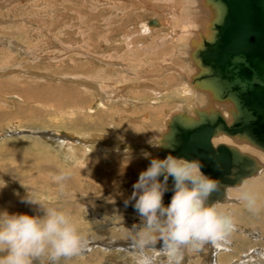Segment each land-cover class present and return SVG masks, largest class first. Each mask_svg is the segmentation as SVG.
<instances>
[{
	"label": "rangeland",
	"instance_id": "374dc122",
	"mask_svg": "<svg viewBox=\"0 0 264 264\" xmlns=\"http://www.w3.org/2000/svg\"><path fill=\"white\" fill-rule=\"evenodd\" d=\"M25 1L0 0V185L4 182V185L0 187V210H7L10 213L43 215L45 207L58 206L61 210L71 212L79 221L81 229L88 235L90 244L81 255L62 260L60 264H132L130 255L117 251V246L122 245L120 241L126 246L128 236L132 235L134 228L142 227L137 223L139 227H135L136 224L129 222L131 212L128 211L134 209L135 203L128 199L130 189L125 184L130 177L126 178L125 175L133 176V174L131 171L123 172L120 177L123 179L121 183L125 186L123 188L121 186L115 188V186L105 195L104 192L107 189L104 188H109L110 185L104 183L101 187L100 182L98 184L99 178L98 181L93 178L96 182L92 181V177L87 176L89 171L86 170L88 169L84 166L94 164L93 167L99 166L103 169L105 167L102 166L108 163L114 166L117 160L112 158L107 163L103 161L107 160L105 154L108 152L104 151V146L99 143L93 144V140L88 141L87 137L79 136L77 133L79 131L82 134L97 135L94 140L97 142L98 135H109L121 126L125 129L124 131L132 133L129 137L135 138L137 137L136 130L130 129L131 127L127 128L131 121L126 114H130L132 110H122L123 112L117 114L116 104L104 105L105 101L109 102V99L103 100L102 103L94 90L84 88L79 85L80 83L69 82L72 77L79 76L94 80L100 78L106 84L102 86L106 88L113 78H117V73L114 72L113 66L108 65L107 67V64L104 65L97 60V54L106 53L104 49L96 53L99 47L97 41L90 43L93 51L88 50L96 57L93 54L92 56L83 54L82 48L88 44V41L83 40L87 38V34L93 32L89 23L92 22L91 18H88V21L79 19L78 13L82 12L79 6L88 8L83 0ZM193 1L194 4L196 0ZM90 6L97 7L100 12H94L93 18H98V15L109 16L110 10L107 4ZM152 14L153 17L158 16L156 13ZM203 16L206 17V14ZM102 20L103 18H98V21ZM113 20L115 21L116 18ZM110 36L108 40L114 42L112 38H116L117 30L112 31ZM181 43L178 44L181 45ZM109 45L112 46L111 43ZM73 46L77 48L73 49ZM113 46L117 47L114 44ZM179 48L176 50L181 53V48ZM186 49L188 53L189 47L187 46ZM106 50L109 52V48ZM145 62L152 64L154 61ZM165 62L167 66L169 63ZM165 65L155 70L147 65L140 71L152 76L150 82L156 87L158 85L161 87L165 81L169 83L168 80L173 79L169 76L170 72L167 76H162L163 80H159L161 78L156 76L161 73ZM184 67L186 73L183 74L188 79L184 80L189 81L198 70L195 69L196 65L189 56L184 61ZM46 75H54V78ZM55 78L67 80L62 81ZM181 81L182 79L179 80ZM108 88L112 87L108 86ZM169 88L168 86L167 89ZM171 88L172 91L176 87ZM198 93L195 106L201 109L207 108L210 105L208 95L203 92ZM215 108L223 113L231 111L233 106L223 103L215 104ZM181 109L183 107L179 105H171L167 111L169 110V115H171ZM188 109L192 111L191 107ZM192 113L190 112L194 115ZM120 115H125L127 119L119 122L117 119ZM122 124L126 125L122 126ZM162 125L165 128L163 123ZM147 128L140 129L139 135L150 133L152 130L159 134L164 129L157 128L155 131V128ZM40 132H51L57 138L53 140L36 135ZM62 133H65L67 137H63ZM88 144L95 148L90 149L91 155L85 152V145ZM103 152H105L104 155ZM151 159L153 157L147 161L150 162ZM64 169L71 170V177L57 182L55 176L61 174ZM263 173L264 171L254 179ZM87 180L92 181L95 186H100L98 193L103 191V194H97L88 188ZM61 183L65 184L63 190L60 188ZM131 188L133 192V186ZM29 192L40 199L39 204L30 205L22 202L23 197ZM260 192L255 198L261 210L255 214L249 212L247 203H241L240 199L233 198L227 203L218 204L224 209L225 214L232 213L238 218L236 231L229 238L228 243L231 246H227L231 251L221 250L215 253L213 249V252L207 250L206 254L204 250L192 253L202 254L201 259L204 258L205 263L208 259L212 262L214 258L218 262L217 257L220 260L221 256L223 263L235 264L238 261L242 264L243 260L249 257L245 258V256L251 255L252 261L258 258L261 264H264V188ZM115 194L120 196L119 200ZM112 195L116 198L115 200L105 201ZM126 200L129 201V205L125 204ZM235 209L237 211H233ZM111 241L114 244H111ZM42 259L43 264H53L47 258ZM34 264H41V261H35Z\"/></svg>",
	"mask_w": 264,
	"mask_h": 264
},
{
	"label": "bare ground",
	"instance_id": "6f19581e",
	"mask_svg": "<svg viewBox=\"0 0 264 264\" xmlns=\"http://www.w3.org/2000/svg\"><path fill=\"white\" fill-rule=\"evenodd\" d=\"M28 1H31V0H28ZM32 1L34 2V0H32ZM83 2L85 4V6H90V5H94V4L96 6H98L100 4H104V5L107 4L109 7H112V10L116 9V7H117V11L119 12V15L121 17H125V16L127 17V15H133L140 10L152 11L150 13H156V16L157 15L158 16L156 18L152 19V21H151V22H154V24H152V23L150 24V21L143 24L144 33H142V34L146 35V34H148V32L151 33L155 28H157L159 25H161V23L166 24V21H167L170 24V26L173 27V29H174V32L173 31L172 32L175 34L172 33L171 37H170V39L173 40V42H175L177 44L174 47H178L179 42L186 41V43H188V45L190 46V51L188 52V56L193 61V63L196 65L195 69L198 70L197 73L192 75L191 80L186 81V80H188V79H186V76L181 71L176 70L174 68V66H172L171 64H168L167 66L165 65L164 67H162L161 73L160 74L158 73V75H156V76H158V77H160L161 75L167 76V73H169L170 71L171 72L176 71L177 73H179L181 75V79L183 76V79L180 83L181 85L177 86L175 88V90L173 89L174 91L173 90L171 91L172 88H169L167 90H165L163 88L159 89L158 88L159 85L156 87V85H154V84H152V82H150L152 76L145 75L141 71H138V75H136V77H134V78H124L123 77L122 78L123 81H121L120 78H119L120 80H118L117 78H116V80L112 79L109 84L107 82L108 85L106 86V88H104L102 86V85H106V84L103 83V81H101L100 78L94 80L93 78L91 79V78L79 76V77H72L71 79H69V82H74L77 84L80 83L79 85H81L82 87L90 88V90H92V91L94 90L95 94L99 97V99L102 101V103H103V100H105L107 98L110 99L109 101H111L112 103H115L117 105V112H123L122 110H127V111L132 110V111H130L131 112L130 114H126L129 116V121H131L130 123L127 122L129 124V126H127V128L131 127L130 129L136 130V134H140L141 133L140 129H143L144 127L145 128H147V127L155 128V131L157 128L163 129L164 128V126L162 125L163 121H164L163 124L165 125V128H164L165 130L163 129L162 132L159 134L155 133L153 130L152 131L149 130V131H151L150 132L151 135H149L150 133H145L144 135L138 136L135 138L129 137V135L124 134V131H119V130L114 131L113 130L114 132H112L109 135H107V134L98 135L99 139L97 140V142H94V140H96L95 136H97V135L94 136V135L82 134L81 132L78 131L77 133H79L78 134L79 136L87 137V139H89L88 141L93 140V142H92L93 144L99 143L105 147L111 148L113 151L116 150V151H114V158H115V161L116 160L117 161H116V164H114V166H112L109 169H107V168L102 169L99 166L93 167L92 165H94V164L88 165V167H87V165H85L84 168L86 167L88 169L86 171H89L87 173V176L88 177L91 176L92 181H94L93 178H95L97 181L99 178L98 184L100 182L101 187L105 183V184H109L110 186H113V187H109V189L110 188L114 189L115 186H116L115 188H117L118 186H121L120 183L117 184L118 183L117 180L120 179L119 177L123 174V172L131 171L134 176H131L130 174L125 175L126 178L130 177L128 182H126L125 185L127 187H129V189H130L129 194L131 195L132 194V188L131 187L137 181L136 178H139V174L141 173L140 169L137 168L138 162L140 163L142 161H141V158H136L135 166H133L131 164V166H133V170H132V167L130 169V167L123 165V162L125 163V161H123L122 158L124 157V155L127 154V151L124 149H129L130 150L129 152H133V150L135 152H137L135 150L136 149L135 147L137 146V147H141L142 149L150 148L152 150L153 157H156L159 159H164L169 154L173 153V156L178 157V158H183V159H186L189 161H191V160L199 161L200 160V163L202 165V171L208 177L212 178L216 182V185H221L223 183L230 182L232 180V177H233L232 176L233 170L230 169L231 168L230 166L232 165V163H231V157L229 154H221L219 156L220 157L219 158V157H216V155H214V154L208 153V151L206 149L199 147V145L196 141V137H195V141L192 137L180 136L179 134H174L171 137H169L171 123L177 116H179V117L185 116L188 119H191V118L198 119V115H197L198 110H201V111L203 110V111H207V112L210 111L211 108H214L215 110H217L215 108V104L225 103V104L233 106L231 111H227V112L224 111L222 113L220 110H218L221 112V114L227 120L228 125H231L234 122L233 112H235L236 116H237L238 129L242 130L244 127V124L247 125L252 120L249 113L245 112V110H247L246 107H244V105H242L240 102H236V104H235V101L232 99H227V101L215 100L213 98V93L210 90H204L201 85H198L197 82L194 81L195 76L198 75L201 70L195 61L193 53H194L195 49L199 46V44L201 42H203V38H210V41L207 44L208 48H206L204 50L205 52H202V55H201L202 56V58H201L202 63L205 62L206 57H208V58L213 57L214 54L217 57H219L223 62L226 61L227 63H231L233 61V59L231 57L229 58L228 56H226L224 48H222L219 45L218 46L215 45V41H214L215 36L214 35L211 36V31L209 28H210L211 21H212L213 16H214V13H213V10L211 9V7L205 4V0H196V2L194 4H193V2H194L193 0H186V1L184 0V2H183L184 4L181 3V4H177V5H175L176 4L175 0H103L102 2L100 0H83ZM177 3H179V2H177ZM203 11L205 12L206 17L203 16ZM114 12H116V10H114ZM145 15H146V13H145ZM137 16H140V18H141L142 15H137ZM171 18H172V21L174 22L173 24L170 23ZM157 19H160L162 22L157 20ZM168 23H167V25H168ZM120 25H121V23H120ZM130 27H132V26L130 25ZM234 29H236V28L234 27ZM162 30H164V29H162ZM239 30L241 33L243 32V29H241V27H239ZM121 35H122V33H121ZM121 35H120V37H121ZM162 35H161V39L163 38ZM169 36H170V32L167 33L166 38H169ZM104 37H106V36H104ZM120 39H122V37ZM109 41L110 40H108L107 42L109 44L111 43L112 46H113V44L117 45V40H114V42L113 41L109 42ZM124 41H126V40H124ZM105 42H106V40H105ZM122 43H125V42L122 41ZM126 43H128V42H126ZM161 44H163V43H161ZM88 45L89 44H87V46ZM165 46H166V44H165ZM75 48H77V47L73 46V49H75ZM178 48H176V49H178ZM71 49H72V47H71ZM78 49H80V47H78ZM151 49L152 48L146 46L145 44H139L138 42H135V44H133V50H131V51L133 52L134 57L139 58V59H143L144 65H146L145 67H147L148 64L145 61H149V58L147 55L151 54V53H149V51ZM255 49H259V47L256 46ZM82 51H83L84 55L88 54V56L89 55L92 56V54H93V53L90 54V51H88L86 47H83ZM111 51H113L111 56L108 53L97 54V56H98L97 60H100L102 63L110 65V66H117V63L119 62L117 60H120V58L116 56L117 49H115L113 47L109 48V52H111ZM143 51H146V52L143 53ZM124 53H123V55H124ZM119 54H120V52H119ZM127 58H129V56ZM233 62H235V61H233ZM202 65L205 69V73L203 74V77L209 83V85H211L214 88L217 87L219 90H222L223 94H227L228 96H232V93L229 89L230 86L228 84H226L225 81L220 80V77L216 73L214 74L207 64H205V65L202 64ZM127 66L129 67V64H127ZM120 67H121V65H120ZM123 67L124 66H122V68ZM126 69H127V67H126ZM148 74H149V72H148ZM122 75H124V73ZM46 76H48L50 78H52V77L54 78V75H46ZM137 76H138L140 81H137V79H138ZM55 79L56 80L57 79L62 80V81L67 80L64 78L63 79L62 78H55ZM102 79H104V78H102ZM184 79H186V80H184ZM125 81H129L130 82L129 85H131V87L134 89L139 88V87H140V89H141V87H144V88L150 87L151 90H149V91L145 90V91L140 92V93L135 92L136 95L134 93L135 96H131V97L128 95H123V93L120 94V92L123 89L122 87H125V86L121 87V84H125V83H123ZM90 84H93V86H91ZM108 86L112 87V88H108ZM240 86L244 87L245 84L240 83L239 87ZM237 90L239 91V88H237ZM263 91H264V89H263ZM103 92H105V94ZM168 92L169 93L170 92H174V93L176 92L178 94H184V96L186 97V100H188V101L183 103V105H181V106L179 105V107H183V109H181L180 111L176 110L171 115H169V110L167 111V107L166 108L157 107V108L152 109L153 107H151V105L156 104V102L160 101L161 95L162 94L167 95ZM198 92H203L206 95H208V98H209L208 100H210V105L208 107L206 106L207 108L201 109V108L195 107V104H196L195 100H196L197 94H199ZM154 95H156L155 97H157V100L150 99V97H153ZM145 97H148V100H144ZM168 98H169V96L166 99H168ZM255 98L256 99H264V93L260 94V92H256ZM141 99L143 101H138ZM175 99H174V101H175ZM168 100H171V99H168ZM183 100H185V99H183ZM137 102H139V103L142 102V104H140V105L143 108H141V106H139ZM246 102L248 103V102H250V100L247 99ZM181 103H182V101H181ZM107 104H108V102L105 101L104 105L107 106ZM132 104L137 105V106L133 107ZM143 104H145V105H143ZM149 104H151V105H149ZM126 107H128L129 109ZM137 107H140V108L138 109ZM184 107H186V108L184 109ZM188 107H191L192 111H190L188 109ZM250 107L252 108L253 105H251ZM260 108H261V113L264 115V107L260 106ZM133 109H135V110L133 111ZM92 111H94V110H92ZM190 112H193L192 114H194V115H191ZM237 113H239V114H237ZM125 119H127V118H125ZM126 121H128V120H126ZM252 122L255 123L254 125H257V126L256 127L255 126L249 127L245 131L248 132L253 138H255L257 140L261 139L263 141L264 140V124L261 125V123H262L261 119H258L257 121H252ZM124 125H126V124H122V126H124ZM48 133H49V135H53L55 137L54 139L57 138V136L55 134H53L51 132H48ZM238 133L241 134L242 132L238 131ZM62 134H63V137H67L65 135V133H62ZM58 136H59V134H58ZM78 141H80V139H78ZM209 142L213 145L214 149H216L220 144H224V145H227L229 147L236 148L241 154L248 155V156L254 158V160L256 161V165H257V169L252 175L243 176L235 184L227 185L225 187L224 197L221 200H215V202L213 201L214 203H212L211 205L220 204V203H222V204L227 203L230 201V199H233V198L240 199L241 203L246 204L247 203V201L245 200L246 194H251L254 197L258 196L259 193H261L260 191L264 188V173L260 177H258L257 179H254V178H256V176H258L259 173L264 171V150H262L261 148L256 146L248 138L239 136L238 134L230 136V135L225 134L223 132H219L216 136L211 138ZM61 146H64V145H61ZM67 146L71 147V145H67ZM117 146H119L120 148H123V152H122V150H120L121 151L120 152L118 150L119 148L117 149ZM141 148H140V152L142 151ZM90 149H95V148H93L89 144L85 145V152L89 153V155H91ZM105 151H107V150H105ZM104 153L105 152H103L102 154L104 155ZM142 153H144V152H142ZM106 159L107 160L104 159L103 161H105L106 163L109 162L108 160H110V159H108V157H106ZM145 161H146V159H145ZM128 163H130L129 160L126 161V164H128ZM146 163H148V162H146ZM108 165H109V163H108ZM142 166H143V164H142ZM238 171H240V168L238 169ZM127 175H130V176H127ZM161 179H163V177H161ZM96 180L94 182H96ZM92 181L87 180L86 184H87L88 188L92 189L94 192H97V194L102 195L103 191L101 193H98L100 186H98V185L95 186ZM172 187H173V181L169 180L168 181V189L169 190L164 195L165 205H167L171 202L172 195L174 194L172 191ZM239 187H241V188L238 189ZM124 193H127V192H124ZM118 194L119 193H117V195ZM130 195H129L128 199H130V197H131ZM115 196H116V194H115ZM116 197L118 199V197H120V196H116ZM115 199L116 198L112 195V196L108 197L105 201H110V200H115ZM130 201L135 203L134 200L130 199ZM127 205H129V204H127ZM220 211L224 212V209L220 208ZM229 211H231V210H229ZM233 211H237V209H235ZM128 212H131L129 222L133 223V224L137 223L140 226H142L143 221L141 220L139 213L136 212L135 209H132ZM137 224L135 225V227L138 226ZM110 243L114 244V242H112V241ZM120 243L124 246L123 242L120 241ZM209 245H205L203 248V250L205 251V254H206L207 250H212V252H213V249H214L215 253H218V251H221V250H227V252L231 251V249L229 247H227L230 245V243L221 244L219 246H212L211 245L210 248H209ZM109 248H110V246H109ZM196 253H198V252H196ZM196 253L195 254L191 253L190 256H192V257H190L189 264H202L203 262H204V264H227L226 262L225 263L222 262L221 256H220V260H219V257H217L218 262H216L214 260L215 259L214 258L212 262H210V260L208 259V261L206 260V263H205L204 258L201 259L202 254L199 255ZM230 254H232V253H230ZM254 254H255V252H254ZM112 255L115 256L114 253H112ZM203 255H204V252H203ZM193 258H195V259L193 260ZM245 258H247V259L243 260L242 264H261V262L258 260V258H254L256 260L252 261L253 259H251L252 258L251 255H246ZM260 258H263V257L260 256ZM229 264H233V263H229ZM235 264H240V263L237 261V262H235Z\"/></svg>",
	"mask_w": 264,
	"mask_h": 264
},
{
	"label": "clouds",
	"instance_id": "9594fccd",
	"mask_svg": "<svg viewBox=\"0 0 264 264\" xmlns=\"http://www.w3.org/2000/svg\"><path fill=\"white\" fill-rule=\"evenodd\" d=\"M70 177L71 170L64 169L55 180ZM170 177L174 194L165 205ZM3 185L4 182L0 187ZM64 187L61 183V190ZM215 188L216 182L202 171L197 160L171 154L164 159H151L133 184L130 197L135 201L134 209L143 221L142 227L134 228L127 245L117 246V251L130 255L132 264H189L191 253L203 250L205 245L228 243L238 218L220 211L218 204L206 205ZM245 200L249 212L261 210L253 195L246 194ZM22 202L35 205L40 199L29 192ZM128 203L126 200L125 204ZM89 244L77 218L58 206L45 207L43 215L0 210V264H43L42 258L60 264L81 255Z\"/></svg>",
	"mask_w": 264,
	"mask_h": 264
},
{
	"label": "water",
	"instance_id": "95a60500",
	"mask_svg": "<svg viewBox=\"0 0 264 264\" xmlns=\"http://www.w3.org/2000/svg\"><path fill=\"white\" fill-rule=\"evenodd\" d=\"M205 4L210 6L214 13L209 29L211 36H215V45L224 48L226 56L231 57L235 62H223L214 54L213 57H210L211 59L206 57L205 62L202 63V52H205L204 50L208 48L207 44L210 41V38H203V42L199 44L193 53L201 70L195 76L194 81L201 85L204 90H210L215 100L227 101V99H232L235 104L240 102L246 107L245 112L249 113L252 118L247 125L244 124L241 130L238 129L235 112H233L234 122L228 125L221 112L211 108L208 112L198 110V119L177 116L171 123L169 137L179 134L180 136L192 137L194 141L196 137L199 147L206 149L208 153L214 154L216 157L221 154H229L231 157L232 180L228 183L216 185L215 190L209 194L206 200V204L211 205L213 201L221 200L224 197L227 185L235 184L243 176L252 175L256 171L257 165L254 158L241 154L236 148L220 144L214 149L209 142L210 139L219 132L230 136L238 134L248 138L264 150V140H257L245 131L249 127L257 126L252 121L261 119V125L264 124V115L261 113L260 108V106L264 107V99L255 98L256 92L264 93V0H205ZM151 23L154 24V22ZM239 27L243 29L242 33ZM256 46L259 49H255ZM202 64H207L211 71L220 77V80L225 81L230 86L232 96L223 94L222 90L209 85L203 77L205 69ZM240 83L245 84V86L239 87ZM237 88H239V91ZM247 99L250 102L247 103ZM251 105H253L252 108ZM238 131L243 134H239ZM36 135L48 139L55 138L53 135H49L48 132H40ZM239 168L240 171H238ZM169 180L173 181L171 177Z\"/></svg>",
	"mask_w": 264,
	"mask_h": 264
},
{
	"label": "crops",
	"instance_id": "0c3cea01",
	"mask_svg": "<svg viewBox=\"0 0 264 264\" xmlns=\"http://www.w3.org/2000/svg\"><path fill=\"white\" fill-rule=\"evenodd\" d=\"M175 2H176V4L175 5H177V4H181L182 3V0H175ZM177 2H179V3H177ZM182 4H184V3H182ZM73 6H74V4H73ZM99 6V5H98ZM79 8H81V10H82V12H80V13H78L79 14V19H81V20H89L88 18H91V20H92V22H89L91 25H90V27H91V29H93V32L91 33H89V34H87L86 36H87V38H84V40L83 41H88L87 43L89 44L88 46L86 45V47H87V50H92V47L90 46V43L92 42V41H97L98 42V44H99V47H98V49H96V53H98V52H100V51H103V49H104V51L106 52V53H108L110 56L112 55V52L113 51H111V52H107V50H106V48H114V46H110V45H108V44H106L107 43V41H108V39H109V37H111L110 36V34L112 33V31H115V30H117V36H116V38H112V39H114V40H117V45H115V46H117V47H115V49H117V54H116V56L117 57H119L120 58V60H117V61H119L118 63H117V66H113V69H114V72H116L117 73V79L118 80H120L121 79V81H123L122 80V78L124 77V78H134V77H136V75H138V71H140L141 69H143V68H145V66L146 65H144V60L143 59H139V58H136V57H134V54H133V52L131 51V50H133V44H135V42H138L139 44H145L146 46H148V47H150V48H152L150 51H149V53H151V54H148L147 56H148V58H149V60L150 61H154V62H152V64L150 65L149 63H148V66L150 65V68L151 69H153V70H155L156 68H159V67H161V65H165V60L166 61H168V63L169 64H171L172 66H175V69L177 70V68L182 72V73H186L185 72V67H184V61H185V59H187L188 58V53L186 52L187 51V46L189 47V49H190V46L188 45V43H186L185 41H183L182 43H181V45H179L180 46V48H181V53H180V51H177L176 50V48L174 47V46H176L177 44L175 43V42H173V40H171L170 39V37H171V34L174 32V29H173V27H171L170 26V24L166 21V24H164V23H161V25H159L157 28H155L151 33L150 32H148V34H146V35H143L142 33H144V28H143V24L144 23H146V22H149V21H151L152 19H154V18H156V17H153V14L152 13H150V12H152V11H146V10H140V11H138L137 13H135V14H133V15H127V17L125 16V17H121L120 15H119V12L117 11V7H116V9H114V10H116V12H114V10H112V8L111 7H109V16L107 15V16H105V15H102V16H100V15H98V18H103V20L102 21H98V18H93L92 17V15L93 16H95V13L97 12V13H100L99 11H98V8L97 7H95V6H88V8H86V7H81V6H79ZM146 11V12H145ZM95 12V13H94ZM143 12V13H142ZM145 13H146V15H145ZM181 13V12H180ZM149 14V15H148ZM203 14H205V12L203 11ZM137 15H142L141 16V18H140V16H137ZM97 17V16H96ZM148 17V18H147ZM113 18H116V20L114 21L113 20ZM106 20V21H105ZM128 20V21H127ZM146 20V21H145ZM157 20H159V21H161L160 19H157ZM192 20V19H191ZM126 21V22H125ZM111 22V23H110ZM113 22V23H112ZM162 22V21H161ZM88 23V22H87ZM110 23V24H109ZM120 23H121V25H120ZM167 23H168V25H167ZM170 23H174L173 21H172V18H171V22ZM139 24V25H138ZM120 25V26H119ZM130 25L132 26V27H130ZM118 27V28H117ZM135 28V29H134ZM141 28V29H140ZM119 29V30H118ZM162 29H164V30H162ZM167 29V30H166ZM169 29V30H168ZM152 30V29H151ZM150 30V31H151ZM167 31V32H166ZM173 31V32H172ZM101 32V33H100ZM170 32V36H169V38H166V36H167V33H169ZM93 33H96V34H98L97 36H95V34H93ZM107 33V34H106ZM121 33H122V35H121ZM163 34V35H162ZM173 34H175V33H173ZM120 35H121V37H122V39H120L121 37H120ZM133 35V36H132ZM161 35H162V39H161ZM104 36H106V37H104ZM126 37V38H125ZM167 40H166V39ZM105 40H106V42H105ZM120 40V41H119ZM124 40H126V41H124ZM122 41L123 42H125V43H122ZM172 41V42H171ZM126 42H128V43H126ZM120 43V44H119ZM158 45H157V44ZM161 43H163V44H161ZM175 43V44H174ZM132 44V45H131ZM165 44H166V46H165ZM107 45V46H106ZM185 45V46H184ZM122 46V47H121ZM124 47V48H123ZM120 49V50H119ZM188 49V50H189ZM119 50V51H118ZM123 50V51H122ZM119 52H120V54H119ZM124 53V55H123V53ZM146 51H143V53H145ZM129 53V54H128ZM119 54V55H118ZM114 55V54H113ZM123 55V56H122ZM131 55V56H130ZM146 55V54H145ZM129 56V58H127ZM142 57V56H141ZM167 58V59H166ZM170 58V59H169ZM183 59V60H182ZM104 60V59H103ZM128 61V62H127ZM126 62V63H125ZM123 64V65H122ZM127 64H129V67L127 66ZM105 65V64H104ZM120 65H121V67H120ZM106 66H108V65H106ZM122 66H124L123 68H122ZM120 67V68H119ZM126 67H127V69H126ZM137 71V72H136ZM128 72V73H127ZM124 73V75H122ZM171 74H173V75H171ZM179 73H177L176 71H170V77L171 78H175V80H168L169 81V83H173V84H169L168 82H166L165 81V83L164 84H161V87L159 88V89H165V90H167V88H168V86L171 88V87H177V86H179V85H181L180 83L181 82H179V80L181 79V75L179 74ZM178 75V76H177ZM122 76V77H121ZM162 76L163 75H161L160 76V78L161 79H159V80H163L162 79ZM192 77V76H191ZM120 78V79H119ZM137 78H138V76H137ZM182 79H183V76H182ZM113 80H116V78H113ZM117 80V81H118ZM153 80H158V79H153ZM152 80V81H153ZM137 81H140L139 80V78L137 79ZM123 83H125V84H121V87L122 86H125V87H122L123 89H122V91L120 92V94H122L123 93V95H128V96H135L136 95V93L135 92H143V91H149V90H151V88L149 87V88H144V87H141V89H140V87L139 88H132L131 87V85H129V81H125V82H123ZM120 84V83H119ZM168 86H167V85ZM91 86H93V84H90ZM128 85V86H127ZM164 92V91H163ZM105 93V92H104ZM134 93H135V95H134ZM176 93V92H175ZM174 92H168L167 93V95H161V97H160V101H158V102H156V104H149V105H151V107H153L152 109H154V108H157V107H159V108H166L167 107V109H168V107L169 106H171V105H183V103H185V102H187L188 100H186V97L184 96V94H178V93H176L175 94ZM154 94V93H153ZM175 96H174V95ZM156 95H154L153 97H150V99H154V100H157V97H155ZM169 96V98L168 99H171V100H168V99H166L167 97ZM171 96V97H170ZM175 99V101H174V99ZM143 99V98H142ZM138 100V101H143V100ZM183 99H185V100H183ZM107 100H108V98H107ZM110 100V99H109ZM108 100V101H109ZM144 100H148V97H145V99ZM165 100V101H164ZM181 101H182V103H181ZM180 102V103H179ZM108 103H112L111 101H109ZM138 103V105L139 106H141L140 104H142V102H137ZM113 104H115V103H113ZM133 105V107H135V106H137V105H134V104H132ZM143 105H145V104H143ZM147 105V104H146ZM196 107V106H195ZM140 107H138V109H139ZM141 108H143L142 106H141ZM117 114H118V112H117ZM125 116V115H124ZM124 116H121L120 115V118L119 119H117L119 122H123V120L125 119V117ZM163 123H164V121H163ZM119 131H124L125 129L124 128H121V126H120V128H117ZM117 130V131H118ZM124 134H126V135H131L132 133L130 132V134H129V132L128 131H124ZM145 133H143L142 135H144ZM137 137L138 136H140L139 134H135ZM141 135V136H142ZM149 135H151V133L149 134ZM116 146V145H115ZM104 151L105 150H107L108 152H106V154H105V156L106 157H108V159H112V158H114V151H116V150H112L111 148H109V147H105L104 146ZM119 148V149H118ZM136 149V151L137 152H135L134 150H133V152H129L130 150L129 149H124V150H126L127 151V154L126 155H124V157L122 158V160L123 161H125V163L123 162V165H125V166H128V167H130V169H131V167H132V170H133V166H135V163H136V158H141V161L142 162H138V167L137 168H139L140 169V171L142 172L143 170H145L146 169V167H148V163H150V162H148L149 160H150V158H152L153 157V153H152V150L150 149V148H145V149H142L141 147H135ZM140 148L142 149V151L140 152ZM117 149L120 151V150H122V152H123V149H121L119 146H117ZM131 149V148H130ZM147 149V150H146ZM148 151V152H147ZM121 152V151H120ZM142 152H144V153H142ZM135 154V155H134ZM152 154V155H151ZM130 155V156H129ZM132 155V156H131ZM112 156V157H111ZM126 156V157H125ZM137 156V157H136ZM127 158V159H126ZM153 158H155V157H153ZM133 159V160H132ZM145 159H146V161H145ZM127 160H129V162L130 163H128V164H126V161ZM148 160V161H147ZM132 162V163H131ZM146 162H148V163H146ZM131 164L133 165V166H131ZM142 164H143V166H142ZM147 164V165H146ZM102 167H105V168H107V169H109L110 167H112V166H109V165H105V166H102ZM145 168V169H144ZM136 169V168H135ZM140 175V174H139ZM134 176V175H133ZM138 176V175H137ZM121 180H123L122 179V177H120V179H118L117 181H118V183L117 184H122L121 183ZM125 185H121V188H123ZM111 187V186H110ZM121 188H118V189H121ZM106 191L104 192L105 193V195H107V192L111 189H113V188H107V187H105L104 188ZM117 189V190H118Z\"/></svg>",
	"mask_w": 264,
	"mask_h": 264
}]
</instances>
